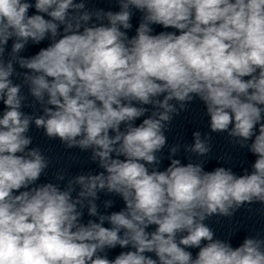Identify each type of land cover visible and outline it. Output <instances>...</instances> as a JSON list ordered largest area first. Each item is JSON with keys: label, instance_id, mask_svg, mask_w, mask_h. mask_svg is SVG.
<instances>
[{"label": "clouds", "instance_id": "1", "mask_svg": "<svg viewBox=\"0 0 264 264\" xmlns=\"http://www.w3.org/2000/svg\"><path fill=\"white\" fill-rule=\"evenodd\" d=\"M115 3L118 11L89 10L85 0H0V264H264V237L233 247L205 223L264 204V0ZM156 25L175 31L154 34ZM25 86L43 115L22 110L34 106ZM197 98L211 131L256 157L250 173L184 165L172 158L179 145L158 170L168 124ZM146 106L154 110L137 126ZM33 123L69 149L91 150L102 171L62 185L61 169L55 183H38L50 161L30 147ZM193 136L185 150L206 157L211 137ZM100 192L124 208L100 213ZM117 246L130 250L109 259Z\"/></svg>", "mask_w": 264, "mask_h": 264}, {"label": "water", "instance_id": "2", "mask_svg": "<svg viewBox=\"0 0 264 264\" xmlns=\"http://www.w3.org/2000/svg\"><path fill=\"white\" fill-rule=\"evenodd\" d=\"M96 8L118 11L115 0H92ZM140 14L136 13L132 19L133 28L129 31V36L135 35L138 27ZM154 34L161 31H175L174 29H163L162 26H153ZM162 98V97H161ZM172 103H176L172 101ZM181 147L192 163L203 161L205 171H213L217 167L231 168L236 175H243L245 170L252 171V164L255 156L247 148H240L231 142L227 133H216L210 129V117L206 113V107L198 98L188 104L187 110L173 115V119L168 124ZM199 131L201 138L207 134L211 137L209 141L211 151L206 157H198L196 154L186 151V146L194 143L193 133ZM238 228L244 238L249 236L264 237V204L253 202L244 204L229 217Z\"/></svg>", "mask_w": 264, "mask_h": 264}]
</instances>
